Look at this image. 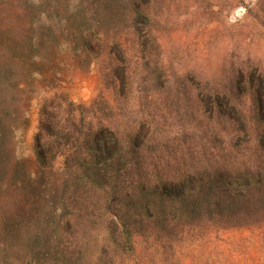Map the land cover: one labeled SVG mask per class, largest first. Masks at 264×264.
Masks as SVG:
<instances>
[{
  "label": "trees",
  "instance_id": "16d2710c",
  "mask_svg": "<svg viewBox=\"0 0 264 264\" xmlns=\"http://www.w3.org/2000/svg\"><path fill=\"white\" fill-rule=\"evenodd\" d=\"M157 3L0 0V264H207L197 252L219 233L264 234V78L166 73L142 92L167 71ZM91 67L92 100L55 92L18 155L33 101Z\"/></svg>",
  "mask_w": 264,
  "mask_h": 264
},
{
  "label": "rangeland",
  "instance_id": "374dc122",
  "mask_svg": "<svg viewBox=\"0 0 264 264\" xmlns=\"http://www.w3.org/2000/svg\"><path fill=\"white\" fill-rule=\"evenodd\" d=\"M255 1L243 0V5L252 7L254 16L264 15V5L258 9L253 5ZM243 5L239 0H158L152 14L154 32L167 71L151 72L144 84L147 90L142 92L150 95L156 91L158 77L161 74L163 79L166 73L178 83L191 81L195 86H200L203 80L227 81L226 78L236 77L241 67L264 78V27L244 13ZM125 37L135 49L133 35ZM98 74V69L91 67L89 72H81V76L42 91L16 130L17 154H34L39 109L50 96L64 93L75 104H87L101 86ZM197 253L208 258L207 264H264V234L257 230H228Z\"/></svg>",
  "mask_w": 264,
  "mask_h": 264
}]
</instances>
